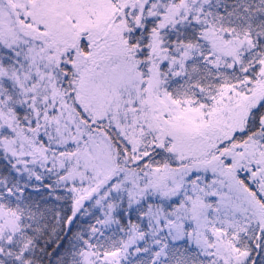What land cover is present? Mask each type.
<instances>
[{"label": "snow or ice", "instance_id": "6c2138e0", "mask_svg": "<svg viewBox=\"0 0 264 264\" xmlns=\"http://www.w3.org/2000/svg\"><path fill=\"white\" fill-rule=\"evenodd\" d=\"M0 264H264V0H0Z\"/></svg>", "mask_w": 264, "mask_h": 264}]
</instances>
